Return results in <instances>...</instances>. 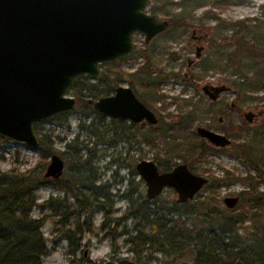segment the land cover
I'll list each match as a JSON object with an SVG mask.
<instances>
[{
  "label": "rangeland",
  "instance_id": "rangeland-1",
  "mask_svg": "<svg viewBox=\"0 0 264 264\" xmlns=\"http://www.w3.org/2000/svg\"><path fill=\"white\" fill-rule=\"evenodd\" d=\"M180 1L149 0L150 5L147 12L151 13L150 7L157 5L162 6V11L157 14L161 19L168 20L169 16L179 17L182 13L194 15L197 19L204 12L212 9L225 21V25H219L215 19L203 20L200 23L191 19L192 24L185 28L177 21L179 25L170 29L169 34L168 32L160 34L148 44L145 43L143 34L136 33L133 37L132 57L110 68L113 70L114 77H117L118 70L123 72L122 76L126 79L123 80L122 77H119L121 81L118 85L124 86H130L131 78L127 73L134 72L146 63L150 64V68L162 74L165 80L161 83V91L167 96L166 106H163V101H158L155 105L150 106L140 98V89L137 91L136 88H133L137 96L157 114L160 122L179 120L182 113L179 104L184 103L183 99H191L192 102L200 101L201 105L203 103L207 105L210 99L202 89L205 84L227 88L218 100L213 101L212 112H202L201 109L204 107H200L191 129L196 131L198 126H204L226 134L232 139L231 146L214 147L225 149L227 153L211 155L207 159H199L200 161L197 160V157H190L186 161L176 159L177 164H194L195 169L192 170L195 173L209 178L206 187L204 186L194 199L188 201L189 209L190 204L192 207L195 201H199L201 205H199L198 211L200 210V212L207 208L226 211L228 208L223 199L228 196L241 198L240 193L248 190V175L254 176L255 174L252 170L248 171L241 153L236 155H232V153L236 151L235 144L239 140L242 142L248 134L243 129L244 123L250 128L264 123V89L243 93L233 84V81L239 80L244 73L249 71L252 74L256 70V63L251 57L242 58L234 52L238 51L237 39L242 36L250 42L253 49L258 51L264 49V0H233L229 4L217 7L213 5L214 0H189L184 5L177 4ZM242 21L246 22L245 26H240L239 22ZM232 22L238 23L231 26ZM198 47L202 48L200 58L196 57ZM144 51L150 57L149 60H147V55H144ZM229 53H232L230 61L221 60L219 64L213 65V68L207 71L201 68L205 58L213 56L211 58L215 59L220 54ZM195 74L197 78L192 79L191 77ZM70 94L74 96L72 91ZM175 98L178 99V103ZM232 103H235L236 106L232 107ZM250 110L259 114L252 123H249L243 116L244 112ZM68 113V115L54 116L39 122V126L43 128L44 133L53 135L55 144L53 154L59 155L65 161L62 177L64 180L74 179V174L78 172V168L71 164L67 144L76 140L77 137L81 144H85L79 150L81 162L85 166L83 169H85L86 176L97 180L98 198L93 214L94 232L86 234L80 249L74 254L69 240L59 238L54 233L52 223H46L43 231L48 238V246L51 251L45 258V264H100L108 260L119 262L122 259L136 261V250L140 248L144 250V262H138L139 264H192L193 258L189 252L186 255H177L174 250L171 251L170 246V249L168 247L169 253L158 252L156 250L160 243L157 240L147 244L141 242L143 233L148 234L150 236L148 238L158 236L157 232H153L151 223H148L146 218L142 219V213L157 210L158 206H171L172 202L178 203V194L173 188H165L162 194L149 200L146 197V183L136 170V164L139 161L154 160L158 152L164 153V142L160 140L158 146L153 147L144 143L140 134L130 141L114 135L112 132L100 135L99 132L104 130L113 118L106 115L104 119L100 118L95 113H90V109L86 106L80 107L76 104L75 109ZM220 117L223 118L222 122L219 121ZM65 119L67 122H64ZM126 121L131 122L130 120ZM145 123V126L150 125ZM83 126H86V129ZM95 128L97 129L96 134L91 133L90 130ZM38 146L0 138V170L17 168L20 171H25L36 167L40 161V154L36 149ZM80 146L82 147V145ZM52 155L44 166L39 167L44 177ZM156 163L158 164V162ZM176 165H172V168ZM159 168L160 171H163L162 167L159 166ZM263 187L264 185L261 189H264ZM37 194L40 202L51 196L60 197L63 200L65 190L47 185L42 186ZM124 194H129L128 197L133 199L134 205L131 199ZM92 198L94 199V195ZM203 201L204 203H202ZM68 202L72 204L73 208H77L75 196H70ZM178 204L183 206L185 203ZM104 205L106 206L102 207ZM162 213L165 212L162 211ZM40 214L41 209H34V215ZM45 214H47V210H45ZM179 224L181 226L193 224H196V227L206 226L196 216L185 220L179 219ZM132 237H134L133 241H131Z\"/></svg>",
  "mask_w": 264,
  "mask_h": 264
},
{
  "label": "trees",
  "instance_id": "trees-1",
  "mask_svg": "<svg viewBox=\"0 0 264 264\" xmlns=\"http://www.w3.org/2000/svg\"><path fill=\"white\" fill-rule=\"evenodd\" d=\"M188 1L181 0L177 4L184 5ZM232 1L214 0L213 5L222 6ZM161 9L162 6L152 5L150 12L158 14L162 11ZM191 19L194 21L195 16L182 13L179 17L169 16L168 20L171 22V29H174L179 24L185 28L190 26ZM207 19H215L219 25H225V21L212 9L204 12L195 20L200 23ZM237 23L232 22L231 26ZM239 24L245 26L246 22L242 21ZM170 32L168 31V34ZM237 44L238 51L234 53L242 58L251 57L256 63V70L252 74L249 71L244 73L239 80L233 81V84L243 93L264 89V49L260 51L253 49L250 42L243 36L237 39ZM143 53L147 55L146 51ZM231 54L214 55L215 59L211 58L213 56L207 57L202 62L201 68L207 71L213 68V65L219 64L221 60L230 61ZM130 57H132L131 54L122 59L101 64V76L96 81L86 74L79 76L71 88L78 106H86L90 109V113H95L104 119L105 115L94 108V102L102 96L114 93L121 77L123 80L126 79L122 76L123 72L119 70L116 72L117 77H114L110 67ZM149 59L147 55V60ZM226 64L228 65V62ZM149 65L146 63L134 72L127 73L131 78L130 86L136 88L137 91L140 89V98L150 106L158 101H163V106H166L167 96L161 91V83L165 78ZM191 78L196 79L197 75ZM175 99L178 103V99ZM183 101L184 103L179 104L182 113L177 121L160 122L159 120L158 125L145 126V122L135 123L112 119L111 123L99 134L107 135L112 132L127 141L140 134L142 141L153 147H157L159 141L162 140L165 145L164 153L158 152L154 160L165 171L171 170L172 165L177 164L176 159L186 161L190 157H197L200 161L211 155L227 153L225 149L210 145L205 139L199 137L196 131L191 130L200 107H204L201 109L202 112L210 113L214 102L209 101L207 105L206 103L201 105L200 101L192 102L191 99H183ZM68 112H62L56 116L68 115ZM64 122H67V119ZM39 124V122L35 123V130L40 141L39 146L36 147L40 154L38 165L25 171L17 168L0 170V264H45V258L51 251L48 238L43 231V227L48 222L52 223L54 233L59 238L69 240L74 254L80 249L86 234L94 232L93 214L98 198L97 180L85 175L84 163L81 162L79 156V150L85 144H81L78 137L67 144L71 164L78 168L74 179L68 181L62 178H45L39 167L44 166L55 152V144L53 135L44 133ZM243 125H245L243 129L248 134L242 142L239 140L235 144L236 151L232 155L241 153L248 171L252 170L255 174L254 176L248 175V190L240 193L241 198L237 206L226 211L207 208L204 211L201 210L202 212L198 211L201 205L199 201H195L192 207L190 204V209L188 202L183 206L176 202H172L171 206H158L157 210L144 212L141 215L142 219L146 218L148 223H151L153 232H157L158 235L155 238H148L150 236L141 230L142 243H154L157 240L160 244L156 251L163 253H169V246L171 251L174 250L177 255H186L189 252L193 258L192 264H264V189H261L264 185V123L253 128L248 127L246 123ZM83 128L86 129V126ZM90 131L96 134L97 129ZM0 138L9 141L2 136ZM189 166L195 169L194 164L190 163ZM47 185L55 189H64L63 200L60 197L51 196L40 202L37 192L42 186ZM128 195L124 194L126 197ZM70 196L76 197L77 208H73L68 202ZM130 199L134 205L133 199ZM36 208L41 209L40 215H34ZM162 211L165 213L163 214ZM194 216L200 218L202 224L206 226L196 227V224L181 226L179 224V219L185 220L194 218ZM133 240L134 237L131 241ZM143 251L141 248L136 250L135 260L137 262H144Z\"/></svg>",
  "mask_w": 264,
  "mask_h": 264
},
{
  "label": "water",
  "instance_id": "water-1",
  "mask_svg": "<svg viewBox=\"0 0 264 264\" xmlns=\"http://www.w3.org/2000/svg\"><path fill=\"white\" fill-rule=\"evenodd\" d=\"M148 7L149 0H0V136L39 145L35 123L75 109L77 99L70 92L79 76L97 80L101 64L133 53L136 33L143 34L148 44L170 28L169 20L147 12ZM202 89L213 101L227 90L210 84ZM94 108L113 119L159 123L156 113L130 86L116 87L113 94L97 99ZM244 116L251 123L257 114L250 110ZM196 131L215 147L232 144L224 133L204 126ZM64 168V160L53 154L45 177L57 179ZM136 170L146 183L149 200L171 187L178 194L177 202L183 204L209 182L187 163L161 172L154 160L143 159ZM239 201V196L223 199L228 209ZM100 264L139 263L122 259Z\"/></svg>",
  "mask_w": 264,
  "mask_h": 264
},
{
  "label": "flooded vegetation",
  "instance_id": "flooded-vegetation-1",
  "mask_svg": "<svg viewBox=\"0 0 264 264\" xmlns=\"http://www.w3.org/2000/svg\"><path fill=\"white\" fill-rule=\"evenodd\" d=\"M170 29H171V22H170V28L166 31V32H168V31H170ZM166 32H164V33H166ZM161 34H163V33H161ZM160 35V34H159ZM199 48V47H198ZM198 48H197V51H196V57H197V52H198ZM202 55V54H201ZM201 57V56H200ZM200 57H197V58H200ZM120 86V85H119ZM131 87V86H130ZM134 90V89H133ZM115 92V91H114ZM223 93V92H222ZM221 93V94H222ZM113 94V93H112ZM220 94V95H221ZM219 98H220V96H219ZM218 98V99H219ZM217 99V100H218ZM211 102H213V100H210ZM214 101H216V100H214ZM233 104V103H232ZM148 106V105H147ZM232 106V105H231ZM149 107V106H148ZM257 114V113H256ZM157 115V114H156ZM258 115L259 114H257V116L256 117H258ZM243 116H244V113H243ZM245 117V116H244ZM256 117H254V119L256 118ZM120 120V119H119ZM122 120H124V119H122ZM131 121V120H130ZM254 121V120H253ZM133 122V121H132ZM142 122H144V121H142ZM145 122H147V121H145ZM135 123H137V122H135ZM138 123H141V122H138ZM148 123V122H147ZM252 123V122H251ZM148 124H150V123H148ZM151 125V124H150ZM157 125V124H156ZM65 162V161H64ZM160 169V168H159ZM191 169V168H190ZM64 170H65V168H64ZM192 170V169H191ZM165 170H161V172H164ZM167 171H169V170H167ZM193 171V170H192ZM63 175H64V172H63V174L59 177V178H62L63 177ZM140 176V175H139ZM141 177V176H140ZM59 178H57V179H59ZM143 180V179H142ZM167 188H171V187H167ZM174 189V188H173ZM175 190V189H174ZM176 191V190H175Z\"/></svg>",
  "mask_w": 264,
  "mask_h": 264
}]
</instances>
